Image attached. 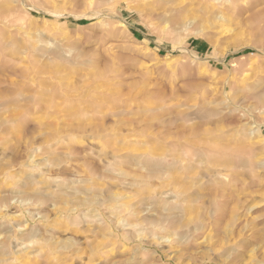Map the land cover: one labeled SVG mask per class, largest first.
<instances>
[{
    "label": "rangeland",
    "instance_id": "374dc122",
    "mask_svg": "<svg viewBox=\"0 0 264 264\" xmlns=\"http://www.w3.org/2000/svg\"><path fill=\"white\" fill-rule=\"evenodd\" d=\"M40 1L0 0V264H264V0Z\"/></svg>",
    "mask_w": 264,
    "mask_h": 264
},
{
    "label": "bare ground",
    "instance_id": "6f19581e",
    "mask_svg": "<svg viewBox=\"0 0 264 264\" xmlns=\"http://www.w3.org/2000/svg\"><path fill=\"white\" fill-rule=\"evenodd\" d=\"M24 2V6L25 7H28L30 10H36V11H39L38 13H46L45 15L46 16H49L50 18H52V22L54 24H56L60 18H59V12L60 11H56V10H53V11H47V12H42L39 9V5L42 4V2L40 0H23ZM101 3V2H100ZM118 4V3H117ZM103 10V9H102ZM108 10V9H107ZM115 10V9H113ZM98 11H101V10H98ZM111 11V9L109 10ZM62 14V13H61ZM17 15H19V13H17ZM25 18V13L23 14H20V16L16 17V21H19L20 23H23V19ZM46 30V28H45ZM47 31V30H46ZM95 70V69H94ZM98 72V71H97ZM95 73V72H94ZM99 75V73H98ZM97 76V75H96ZM169 168V167H168ZM155 169V168H153ZM153 172V171H152ZM173 176V175H172ZM171 178V177H169ZM161 179V178H160ZM170 221V220H169ZM152 222V221H151Z\"/></svg>",
    "mask_w": 264,
    "mask_h": 264
}]
</instances>
